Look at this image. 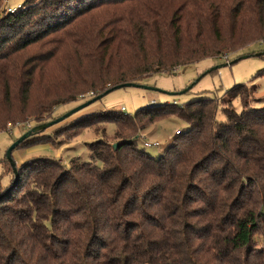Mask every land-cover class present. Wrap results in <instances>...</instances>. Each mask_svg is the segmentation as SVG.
Returning <instances> with one entry per match:
<instances>
[{
    "label": "trees",
    "instance_id": "obj_1",
    "mask_svg": "<svg viewBox=\"0 0 264 264\" xmlns=\"http://www.w3.org/2000/svg\"><path fill=\"white\" fill-rule=\"evenodd\" d=\"M186 2L27 0L0 17V132L29 117L49 122L55 107L84 94L264 43L263 0L221 13L211 6L200 17ZM108 9L117 16L94 23ZM55 35L58 54L19 61ZM248 88L75 120L74 132L114 124L118 146L89 145L103 167L47 158L17 166L16 187L0 189V264H264V106L248 102ZM173 117L190 128L158 158L138 146L141 131ZM49 141L40 134L16 149Z\"/></svg>",
    "mask_w": 264,
    "mask_h": 264
},
{
    "label": "rangeland",
    "instance_id": "obj_2",
    "mask_svg": "<svg viewBox=\"0 0 264 264\" xmlns=\"http://www.w3.org/2000/svg\"><path fill=\"white\" fill-rule=\"evenodd\" d=\"M7 1V3H6ZM27 0H0V11L4 8L16 9L23 6ZM185 9L197 12L200 17L202 12L210 9L211 6L219 13L226 5H241L243 10L248 9V5L252 0H187ZM264 6V0H263ZM125 8V7H124ZM128 14L129 9L121 10ZM117 10L108 9L97 15L94 23L102 25L103 22L109 20L113 16H117ZM102 14V15H101ZM120 14V13H119ZM93 23V24H94ZM66 38L68 43L77 38L74 33L69 31ZM194 31H191L188 36L184 35V47L190 48L193 40ZM51 45L34 46L22 53V58L19 61H42L44 56L48 54H58L62 42V35H55L49 39ZM58 45V46H57ZM188 53V51H187ZM184 58L186 54H183ZM228 60L224 57L208 58L197 63H189L175 68L172 72L159 73L154 76L145 78L141 85L145 88H123L116 90L101 100L91 104L90 106L74 113L69 119L46 130L42 136L50 137V141L38 142L30 146L20 147L12 153L14 162L18 167L33 159L47 158L54 159L61 163L65 168H70L73 160L89 163L93 167H103L101 161L93 157L89 145L96 141H107L111 144H116L114 139L115 126L107 124L97 128H88L74 132L71 129V124L89 114L101 112L104 110L122 111L126 114L133 115L141 108L153 104L177 103L184 105L185 103L200 99L213 98L221 100L225 97L228 90L238 84L248 85L247 94L248 102L253 107L264 106V43L252 44L236 53L228 54ZM244 57H247L244 59ZM183 58V59H184ZM240 59L237 63L235 60ZM228 64L225 67L219 68L221 65ZM216 68H219L215 70ZM251 86H257L256 93ZM146 87L157 88L167 93H180L188 90L186 93L171 96L166 93L156 92L146 89ZM39 89H35L34 94L38 95ZM92 97L91 93L84 94L78 98L76 102L65 105H60L54 108L52 119H58L80 105L84 104ZM257 99L255 101L254 99ZM235 110L238 113L243 111L240 99L233 103ZM217 120L220 122L226 121V117L222 111L224 105L219 106ZM36 117H29L25 121H18L13 124L12 132L7 126L6 132H0V189L9 187L13 183L12 169L7 161V154L14 143L29 129L25 127H15L19 123H31V128L36 127ZM189 125L184 120L176 117L160 121L151 125L147 130L141 131L138 138V146L143 148L145 141L159 142L160 147L145 148L146 152L154 158H158L165 152L175 141L176 137L182 132L189 129ZM36 137V136H34ZM32 137V138H34Z\"/></svg>",
    "mask_w": 264,
    "mask_h": 264
},
{
    "label": "water",
    "instance_id": "obj_3",
    "mask_svg": "<svg viewBox=\"0 0 264 264\" xmlns=\"http://www.w3.org/2000/svg\"><path fill=\"white\" fill-rule=\"evenodd\" d=\"M246 58L247 57H244V59H246ZM239 60L240 59L235 60L231 64L237 63ZM227 65L228 64L221 65L219 68L225 67ZM219 68H216L215 70H217ZM130 87H136V88H142L143 87V88H145L141 84H137V83H126V84L117 85L115 87L110 88L109 90H107L105 93H103L101 95H97L95 97H92L90 100H88L84 104L80 105L76 109L72 110L68 114H66V115H64V116H62V117H60L58 119H54V120L49 121V122L38 124L36 127L31 128L27 133H25L23 136H21L14 143V145L9 149L8 154H7V161H8L9 165L11 166V168L13 170V173L15 175V179H14L13 185L9 189H7L5 194L10 192L12 189H14L16 187V185L18 184L19 174H18V170H17V165H16V163L13 160L12 153L20 144H22L23 142L29 140L30 138H32L34 136L40 135V134L44 133L46 130H48V129H50V128H52V127H54V126H56V125H58V124H60L62 122H64L65 120L69 119L74 113H76V112H78V111L90 106L91 104L101 100L103 97L107 96L108 94H110V93H112V92H114L116 90H120V89H123V88H130ZM146 89L153 90V91H156V92L166 93V94L171 95V96H178V95L186 93L189 90L188 89V90L180 92V93H167L166 91H163V90L157 89V88L146 87ZM114 146L116 148L118 146V144H116Z\"/></svg>",
    "mask_w": 264,
    "mask_h": 264
},
{
    "label": "built area",
    "instance_id": "obj_4",
    "mask_svg": "<svg viewBox=\"0 0 264 264\" xmlns=\"http://www.w3.org/2000/svg\"><path fill=\"white\" fill-rule=\"evenodd\" d=\"M6 3H7V1H6ZM22 8V6H19V7H17L16 9L14 8V9H12V8H9V9H7V8H4L2 11H0V17H4V16H6V15H8V14H14V13H16L18 10H20ZM225 59H227L228 60V55H226V56H223ZM122 111H124V109H122ZM15 127H25V128H27V129H31V123L30 122H27V123H19V124H17ZM14 128V126L13 125H11V124H9V131H11L12 132V129ZM143 146L145 147V148H150V147H160V143L159 142H149V141H145L144 142V144H143Z\"/></svg>",
    "mask_w": 264,
    "mask_h": 264
}]
</instances>
